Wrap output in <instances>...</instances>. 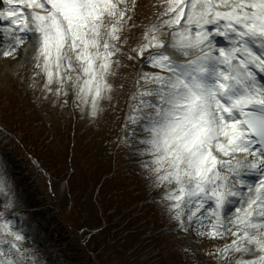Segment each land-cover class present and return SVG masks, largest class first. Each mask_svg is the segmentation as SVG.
<instances>
[{"label":"snow or ice","instance_id":"snow-or-ice-1","mask_svg":"<svg viewBox=\"0 0 264 264\" xmlns=\"http://www.w3.org/2000/svg\"><path fill=\"white\" fill-rule=\"evenodd\" d=\"M0 3V53L19 59L31 38L40 69L34 76L45 78L43 98L52 94L58 102L71 89L73 103L93 120L104 110L100 102L111 99L109 77L120 57L159 69L137 76L122 142L129 139L128 121L137 124L129 147L151 158L139 163L156 187L166 188L173 231L230 237L208 253L222 264H264V82L254 71L264 73V0H167L158 22L128 52L123 34L135 27V0ZM216 36L229 47H217ZM30 86L36 87L34 77ZM251 174L254 184L243 179ZM0 196L5 212L17 202L2 159ZM237 201L235 215L225 216ZM25 238L4 217L0 242L7 247H0V264H43L36 250L19 243Z\"/></svg>","mask_w":264,"mask_h":264},{"label":"rangeland","instance_id":"rangeland-1","mask_svg":"<svg viewBox=\"0 0 264 264\" xmlns=\"http://www.w3.org/2000/svg\"><path fill=\"white\" fill-rule=\"evenodd\" d=\"M149 1L139 0L137 10L147 14ZM154 2L160 3L165 0H154ZM163 10L164 8L160 13ZM136 20L137 18H133L130 23L134 24ZM131 48L127 43L124 51L128 52ZM20 57L0 60V152L3 153V160L7 163L8 182L11 181L16 198L20 202L15 207L27 208L29 204H34V208L25 209L29 213L27 221L31 228L27 229L26 238L21 243L29 245L30 249L35 248L37 252L44 251V257L50 264H99L96 259L89 257V251L79 250V245L84 243V236L90 230L95 231L101 220L99 211L102 207L99 204L96 207L93 205L95 185L102 175H107L113 168L110 140L97 138L95 134L102 130L100 124L108 122L109 119V127H111L113 118H118L120 115L116 110L122 109L124 103L128 108L130 104H136L134 100H131L133 93L128 97V91L119 94L115 90L116 85L130 83L131 79L119 78L126 72L122 64L124 61L120 57L121 63L113 65L114 75L109 77V82L112 84L111 99L105 98L100 102L104 110L98 118L93 120L86 111H82L81 107L76 106V110L72 109L74 91L71 89L69 95L60 97L58 102L52 94H48L47 100L43 98V101H38L39 95L44 96L41 89L45 78L42 73L34 76L35 73H40V69L35 67L37 60L34 56L24 62ZM40 62L42 63V60ZM33 77L36 87L30 86L33 83ZM65 99L68 104L61 106ZM35 101H38V104ZM78 103L77 101L76 104ZM39 107L49 112L48 115L43 116L47 122L46 130L40 131L33 156H29L28 159L30 146L25 147L19 141V133H16L20 125L18 121L30 123L29 126L31 123L35 124L38 118L42 117L38 114ZM3 121L8 123L13 132L7 133ZM137 128L138 125L133 124L129 133H133V130ZM28 130L34 129L30 127L24 129V131ZM34 136L38 137V133ZM71 172V181H65ZM142 173L145 176L150 175L149 171ZM117 177L112 181L118 179ZM121 184L124 183L121 182ZM108 186L109 183L107 188ZM145 187L157 199L155 201L158 207L154 210V214L152 211L149 212L153 207L152 204H147L144 208H141L139 204L135 209L133 204L123 213L133 212L130 215L132 223L145 222L140 228L157 233L154 237L155 251H144L147 257L152 256L154 261L150 263L157 264L161 261L163 264H214L209 257H213L216 261L217 256L208 253H215L217 247L215 244L223 239L203 237L196 231H192V234L173 231L177 222L168 212L170 202L164 199L166 188L156 187L151 182L145 184ZM130 189L137 190V187L131 185L129 194L132 192ZM113 196L108 200V206L114 202ZM0 206H3V203H0ZM36 208L40 209L36 211ZM146 211L151 216L147 219ZM138 213L145 214L141 218H135L134 216ZM111 218H113L111 224L118 227L115 230V244L108 259L109 264H143V262L137 263L136 259L132 261L143 251L137 248L133 254L129 255L128 250L125 249L128 244L121 247L116 243L117 235L120 236L122 233L123 222L116 220L114 215L108 217V219ZM67 226L68 229L72 227L75 230L73 237L71 233L66 234ZM161 226H167L161 229L163 234L157 232ZM76 234L79 235L77 239ZM206 252L209 257H206Z\"/></svg>","mask_w":264,"mask_h":264},{"label":"bare ground","instance_id":"bare-ground-1","mask_svg":"<svg viewBox=\"0 0 264 264\" xmlns=\"http://www.w3.org/2000/svg\"><path fill=\"white\" fill-rule=\"evenodd\" d=\"M1 23H2V21H0V24ZM26 42H27V44L22 48V51H21V57H20V59L22 60V62H24L29 57H31L32 50H35L34 47H31L34 44V41L31 38L26 39ZM24 50H27V51H24ZM2 57H3V55H2V53H0V60L2 59ZM229 206H231V205H229ZM229 206L225 210V216L229 215L230 213L232 215H235V213L232 212V209H234L235 207H239L240 204L237 201L232 208H230Z\"/></svg>","mask_w":264,"mask_h":264}]
</instances>
